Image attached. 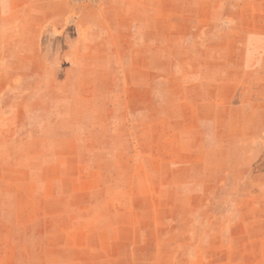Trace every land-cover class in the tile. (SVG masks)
Masks as SVG:
<instances>
[{"label": "rangeland", "instance_id": "rangeland-1", "mask_svg": "<svg viewBox=\"0 0 264 264\" xmlns=\"http://www.w3.org/2000/svg\"><path fill=\"white\" fill-rule=\"evenodd\" d=\"M14 4L0 264H264V0Z\"/></svg>", "mask_w": 264, "mask_h": 264}, {"label": "crops", "instance_id": "crops-1", "mask_svg": "<svg viewBox=\"0 0 264 264\" xmlns=\"http://www.w3.org/2000/svg\"><path fill=\"white\" fill-rule=\"evenodd\" d=\"M14 0H0V8H4L6 10H12L16 7V5H13ZM7 3V4H6ZM12 3V4H11ZM11 13H4V17H11Z\"/></svg>", "mask_w": 264, "mask_h": 264}]
</instances>
